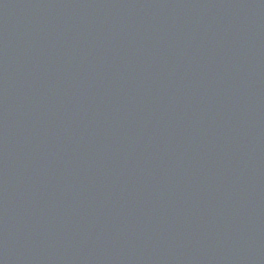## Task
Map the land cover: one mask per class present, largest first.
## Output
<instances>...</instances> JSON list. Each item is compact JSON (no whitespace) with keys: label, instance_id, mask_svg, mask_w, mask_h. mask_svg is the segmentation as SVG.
<instances>
[{"label":"water","instance_id":"obj_1","mask_svg":"<svg viewBox=\"0 0 264 264\" xmlns=\"http://www.w3.org/2000/svg\"><path fill=\"white\" fill-rule=\"evenodd\" d=\"M0 264H264V0H0Z\"/></svg>","mask_w":264,"mask_h":264}]
</instances>
